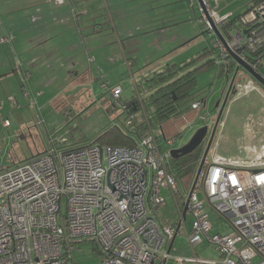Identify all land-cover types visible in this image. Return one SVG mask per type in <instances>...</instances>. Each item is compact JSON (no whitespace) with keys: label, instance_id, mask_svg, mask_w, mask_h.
<instances>
[{"label":"built area","instance_id":"obj_1","mask_svg":"<svg viewBox=\"0 0 264 264\" xmlns=\"http://www.w3.org/2000/svg\"><path fill=\"white\" fill-rule=\"evenodd\" d=\"M189 1L197 3L199 20L210 30L208 0ZM50 2L60 5L64 0ZM241 21L263 27L264 3ZM243 34L237 29L224 40L215 36V65L227 68L231 52L246 60L239 50L255 40V30L249 37ZM108 90L118 103L121 85ZM121 106L127 113L123 126L138 137L135 113ZM190 106L199 110L204 102L195 100ZM144 119L147 128L135 147L94 143L52 148L0 169V264H79L72 251L82 240L97 245L98 264H165L169 259L179 264H252L255 257L264 264V149L254 163L215 153L206 156L195 184L197 170L183 195L182 206L187 201L186 215L192 218L191 229L185 231L192 249L206 239L219 258L175 256L167 248L180 233L178 222L158 221L152 214L166 202L163 189L174 197L179 193L171 166L174 138L165 137L162 128L155 134ZM214 120L196 117L210 128ZM1 122L9 125L7 119ZM163 140L169 147H162ZM211 213L234 234L215 232Z\"/></svg>","mask_w":264,"mask_h":264},{"label":"crops","instance_id":"obj_2","mask_svg":"<svg viewBox=\"0 0 264 264\" xmlns=\"http://www.w3.org/2000/svg\"><path fill=\"white\" fill-rule=\"evenodd\" d=\"M209 1V10L214 18L212 20L218 28L224 18L242 14L252 2V0H221L219 3H214L215 0ZM211 5L215 7V12L212 11ZM0 7L4 9V17L9 13V17L0 21V45H9L13 51L11 58L3 54H8L5 46L4 52L0 50L1 91L8 95L7 100L10 103H14L10 93L15 90L13 82L17 84L21 95L29 101L30 107H34L38 121L42 125L44 120L39 110L52 103L55 96L50 86H46L48 79L56 76L70 78L69 80H72L70 85L76 87L75 90H82L83 84L86 86V81L108 78L114 80L118 75L121 77L125 75L129 80L135 81L137 87L138 81L145 82L149 96L162 84L158 79L161 83L151 84L149 81L157 74L179 64L175 60L179 57L177 55L179 51L180 55L184 54V50L196 40V36L191 38V35H195L191 34V31L196 30V27L192 21L193 15L195 17L194 2L189 0H64L60 5H55L50 0H0ZM10 11L13 15H10ZM182 22H187V25L181 28ZM236 31L237 29L231 32ZM208 33L209 38H212V44L204 47L198 54L199 58L205 60L204 63L212 61L215 56L212 48L216 35ZM221 34L223 38H228V33ZM205 48L206 51H203ZM182 51L184 52L181 53ZM198 55L181 62L194 60ZM208 64L214 65L212 62ZM263 64L264 56L258 71L262 69ZM217 74L220 75L218 66ZM103 84L121 85L104 82L100 86L103 87ZM94 97L98 95L95 94ZM235 98H230V101ZM134 100L138 102L137 110L143 111L146 106L139 96L123 100L122 104L126 105ZM4 108L1 103L0 111L2 112ZM1 120L2 118L1 134H5L6 137L15 136L17 131L12 130V122L7 127ZM115 125L117 124L114 122L109 128ZM164 135L166 137L165 132ZM87 144H71L72 146L64 148ZM2 167L6 166L0 165V168Z\"/></svg>","mask_w":264,"mask_h":264},{"label":"rangeland","instance_id":"obj_3","mask_svg":"<svg viewBox=\"0 0 264 264\" xmlns=\"http://www.w3.org/2000/svg\"><path fill=\"white\" fill-rule=\"evenodd\" d=\"M220 1L215 0L214 3H219ZM11 7L12 3L10 4V9H12ZM210 7L215 12V7L213 5ZM4 9L0 7V21L9 17V13L5 14L4 17ZM193 10L195 17L193 15L192 21L196 30L191 31V34L195 33V35H191V38L196 36V40H193V43L184 50V54L180 55L179 51V54H177L179 57H174L179 64L170 67L175 72L173 74L178 72L179 75H183V73L185 74L189 71L188 69L192 70L198 67L205 60L197 57L193 61H187L188 63H182L181 61L192 56L195 57L204 47L212 44V38H209L210 35L206 23L199 20L200 12L196 2H194ZM10 15H13L11 11ZM185 25H187V22L180 24L181 28ZM3 46L8 51V54H3L13 58V51L9 48V45H0L2 52H4ZM41 66L38 65V67ZM165 68L166 66L163 69ZM259 72L264 75V64ZM168 73L169 71L166 69L165 74L168 75ZM194 74L195 84L190 89L189 95L177 101L179 110L187 108L188 110L183 111L178 116H171L163 122L152 116V109L148 105L150 95L148 96L146 91L145 82L138 81L137 87L136 82L129 80L125 75L123 77L118 75V78L114 80L108 78L86 81V86L83 84L82 90H75L76 87L70 85L72 82V80H69L70 78L56 76L48 79L46 86H50L51 92L55 96L52 103L39 110L44 120L43 125L39 123L34 107H30L29 101L21 95L17 84L13 82L15 90L10 93L14 98V103H10L7 100L8 95L3 94L0 88V105L2 103V106L5 107L2 112L0 111V118H8L7 120L13 124L12 130L17 131L13 137H6L5 134L3 135L0 132V165L10 166L14 162L29 159L34 155L44 154V152L52 148H64L72 146L71 144H87L97 138L114 122L123 131H128L129 129H125L123 126L127 113L121 104L123 100L131 99L135 96H139L146 106L144 108L150 116L152 131L158 134L161 132L160 128H162L166 133V137L174 138L171 149L178 148L189 140L197 128L203 125L202 121H195L197 114L208 117L209 121L214 119L216 115L215 105L219 100L222 101L233 71L230 72L229 77L223 74L218 75L215 64H206L198 68ZM165 77H169V75ZM104 82L121 84L123 90L118 103L110 95L108 90L110 85L106 84L107 89L100 86ZM140 82L143 83L141 86ZM158 82L160 81L156 79L149 81L151 84H157ZM234 83L237 87V92L236 95H231L230 98H238L232 101L230 99L227 100L222 113L223 119L215 131L207 157L215 153L222 157H231L240 162L254 163L262 157L261 151L264 149V87L250 78V75L243 69L238 70ZM68 86L71 87L67 88ZM89 88L90 91H88ZM95 94L98 97H94ZM195 100H205L204 107L197 111L191 109L190 105ZM145 110H136V116L143 115ZM207 137L203 144H205ZM162 144V147H169L164 140ZM203 144L202 148H204ZM173 159L171 158V161ZM194 175L185 176L181 179L179 183L180 191L175 197L168 190H162L166 202L158 210L152 212L158 221L178 222L180 215L176 202L183 209V195L187 193L185 187L188 189ZM62 212H65V200L62 202ZM211 221L214 224L215 232L234 234L227 226L228 224L221 219H216V215L213 213H211ZM191 226L192 218L187 214L186 219L179 228L181 234L176 235L174 239L171 254L183 257L197 255L204 259L218 260V251L206 239L195 245L193 249L188 245L185 228L190 230ZM72 253L79 264L99 263L97 249L92 241L82 240L74 243ZM259 261L260 259L255 257L252 259V264H258ZM165 264L179 263L169 259ZM183 264L196 263L184 262Z\"/></svg>","mask_w":264,"mask_h":264},{"label":"trees","instance_id":"obj_4","mask_svg":"<svg viewBox=\"0 0 264 264\" xmlns=\"http://www.w3.org/2000/svg\"><path fill=\"white\" fill-rule=\"evenodd\" d=\"M261 3H264V0H252L250 7H248L242 14L235 16V17L224 18L219 24L220 31L222 32L229 33L232 30L241 29L242 32L244 33L243 35L247 37L250 36L251 29L255 30V34L253 35V38H255V40L250 44H247V43L244 44L243 46L245 47L241 48L239 52L243 51L245 53L246 61L250 63V65L255 67L257 70H259L261 59L264 56V39H263L264 38V26L260 28L259 24L255 25L254 23H243L241 21V18L245 16L250 11V9H252L254 6H257ZM213 50L215 52V49ZM203 51H206V48ZM199 56L200 55H198V57ZM228 61L229 62H228L227 68L225 67L219 68L220 74L225 75L227 71H230V68H232V66L233 68L236 66V62L233 60L232 57L229 56ZM208 62L214 63L213 59L212 61L209 60V61H206L205 63L203 62L198 67L188 71L185 74L183 73V75H179L178 72L176 74H173L175 72L172 71L171 68H169L168 69L169 77H165V76H168L167 74H165L166 71L164 73H159L155 77H153L152 80H155V79L161 80L162 84L158 85L157 89L153 93L150 94V98L148 100L149 101L148 105L152 109V116L153 117L155 116L160 122H163L164 120L170 118L171 116H174V115L178 116L182 114L183 111L188 110V108L179 110L177 101L178 99L189 95L190 89L195 84V74L194 73L197 71L198 68L202 67L203 65L208 64ZM253 80L256 82L255 79ZM103 87H106V86H103ZM203 102L205 101L203 100ZM126 106L129 112L130 111L134 112V107L136 108V110L138 109V102L134 100V102L132 103L130 102L129 104H126ZM135 117H136L138 137H139L142 135V133L145 132L147 128V124H146L147 122L144 118H147V121H149V123H151V120L147 112H145L143 115L140 114V116L138 117L135 116ZM222 119H223V116H221L219 123L222 121ZM9 125H10V122H9ZM125 129L127 128L125 127ZM138 137H134L133 133L131 135L130 130L123 131L120 127L115 125L110 128H107L97 138L91 141L90 144L98 143L99 145L106 144V145L135 147ZM202 149H203L202 145H199L191 153L180 156L179 158L173 159L171 161L172 171L179 180H181L185 176L195 174L197 167L200 163L201 156H202V152H203ZM33 157H35V155L32 156L31 158ZM13 164H15V162ZM94 247L97 249V253L99 254L100 250L95 243H94Z\"/></svg>","mask_w":264,"mask_h":264},{"label":"water","instance_id":"obj_5","mask_svg":"<svg viewBox=\"0 0 264 264\" xmlns=\"http://www.w3.org/2000/svg\"><path fill=\"white\" fill-rule=\"evenodd\" d=\"M207 20H208V24L210 27V30H208V32H212L218 38L223 39L220 28H218L216 23H214V21L210 17H207ZM230 55L233 58V60L236 62V66L234 69L232 68L230 71H227V73H226V76L229 77L230 72H232V70H233V75L230 78L229 84L227 86V89L225 91V95H224L222 101L219 100L215 105L216 117H215V120H214L212 127L210 128L208 124H203L202 126H200L199 128H197L195 130V132L192 134V136L189 138V140L186 143H184L182 146H180L178 148H174V149L170 150V154H171L172 158L177 159L180 156L191 153L199 145H202L205 141V138L208 135L205 144H203L204 149H203V153H202V156L200 159V163H199L198 168H197V172H196L197 174L195 176L194 184L196 182L197 175H198L201 167L203 166V164L206 160V156L208 154L209 148L211 146L215 131H216L217 126L219 124V120L222 116V113H223V110H224L225 105L227 103V100L229 99V97L231 95H235L237 92V87L234 85L235 84L234 82L236 80V76H237V72H238L239 68L246 71L250 75V77L255 79L257 83H259L260 85H262L264 87V76L255 67L250 65V63H248L246 60L242 59L240 56H238L235 53L231 52ZM204 104H205V102H204ZM100 150H101V146H100ZM186 210H187V201L184 203L180 220L177 223V227L180 226L181 220L186 219ZM173 242H174V238H172L170 243H169L168 251H170Z\"/></svg>","mask_w":264,"mask_h":264},{"label":"flooded vegetation","instance_id":"obj_6","mask_svg":"<svg viewBox=\"0 0 264 264\" xmlns=\"http://www.w3.org/2000/svg\"><path fill=\"white\" fill-rule=\"evenodd\" d=\"M232 68H233V66H232ZM232 68H231V69H232ZM234 68H235V67H234ZM234 68H233V69H234ZM239 69H241V68H239ZM232 71H233V70H232Z\"/></svg>","mask_w":264,"mask_h":264},{"label":"clouds","instance_id":"obj_7","mask_svg":"<svg viewBox=\"0 0 264 264\" xmlns=\"http://www.w3.org/2000/svg\"><path fill=\"white\" fill-rule=\"evenodd\" d=\"M205 101V100H204ZM215 117H216V115H215ZM218 127V126H217ZM207 140V139H206ZM204 149V148H203ZM210 149V148H209Z\"/></svg>","mask_w":264,"mask_h":264}]
</instances>
